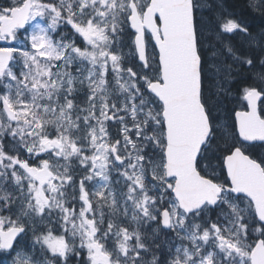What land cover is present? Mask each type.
Instances as JSON below:
<instances>
[{"label": "snow or ice", "instance_id": "obj_1", "mask_svg": "<svg viewBox=\"0 0 264 264\" xmlns=\"http://www.w3.org/2000/svg\"><path fill=\"white\" fill-rule=\"evenodd\" d=\"M0 264H264V0H0Z\"/></svg>", "mask_w": 264, "mask_h": 264}, {"label": "trees", "instance_id": "obj_2", "mask_svg": "<svg viewBox=\"0 0 264 264\" xmlns=\"http://www.w3.org/2000/svg\"><path fill=\"white\" fill-rule=\"evenodd\" d=\"M240 2L242 3V2H243V0H240Z\"/></svg>", "mask_w": 264, "mask_h": 264}]
</instances>
